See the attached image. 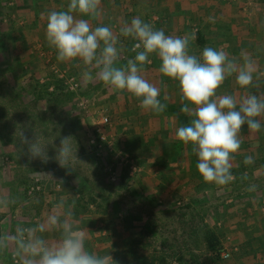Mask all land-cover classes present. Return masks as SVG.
<instances>
[{"label": "rangeland", "instance_id": "rangeland-1", "mask_svg": "<svg viewBox=\"0 0 264 264\" xmlns=\"http://www.w3.org/2000/svg\"><path fill=\"white\" fill-rule=\"evenodd\" d=\"M68 2L0 0V131L4 133L3 140L0 137V193L7 192L18 199L17 205L7 213L6 222L0 216V232H11L18 222L31 224L38 221L64 197L78 221L77 226L90 231L89 248L111 254L120 264L129 260L131 249L127 241L131 242L134 233L145 223H152L159 237L146 252L157 255L156 264H178L179 259L172 251H183L179 252L183 261L191 264H194V257L189 256L188 251L197 255L195 258H208L200 239L207 228L218 233L223 247L221 259L215 264H264V127L258 133L249 132L246 126L242 130L241 149L232 161L236 179L230 185L221 188L206 184L194 170L198 159H193L195 153H189L190 146L185 152L191 158V172L187 177L177 176L169 168L172 164L168 158L169 133L159 127V116L153 120L157 125L142 128L141 140L137 141L134 137L140 132L139 122L142 123L137 110L140 105L131 104L137 99L130 94L128 97L125 92L117 93L101 81H83V65L77 67L79 62L58 61L56 50L46 39V16L41 14L66 9ZM119 5L123 15L114 21L107 17L117 26V34L122 22L140 16L167 35L182 37L195 32L196 39L190 43V49L198 56L202 52L197 45L198 33L212 38L210 47L219 50L220 41L227 53L231 51L227 44L237 24H233V28L229 25L230 30L215 33L210 28L215 25V19H222L219 24L224 25L225 19L238 14L236 23L244 27L237 32L241 42L247 36L257 40V47L260 45L261 49L256 51L261 53V58L259 56L255 62L257 71L264 72V16L260 14L264 8L261 0H129ZM198 6L216 10H213L214 14L198 17ZM190 9L196 11L195 15ZM251 17L255 21L249 25ZM254 26L257 31L247 32ZM120 39L125 49L120 61L123 65L127 59L134 58L131 47L135 41ZM151 59L153 63L145 69L146 78L157 84L168 97V84L173 81L159 73V59L154 56ZM54 77L65 82L74 78L79 87L77 91L68 89L74 95L68 101L64 100L66 105L58 112L59 117L55 115L49 123L40 125L29 118L36 114L42 117L41 112L47 104L35 102L34 94L40 84H48ZM260 79L257 94L262 93L264 87V76ZM229 84L228 79L224 86ZM53 89L51 86L49 91ZM254 89L252 91L256 92ZM236 92V95L241 93ZM165 96L160 98L167 105L164 115L172 116L181 102L171 106ZM171 107H175L172 112ZM59 108L60 105L57 110ZM102 114L110 119L104 131L111 147L97 138L96 124ZM22 130L30 138L35 130L42 139L47 138L50 157L55 156L62 137L72 136L77 144V157L84 164L77 163L69 171L61 168L54 159L47 163L30 160L26 146L20 143ZM8 136L13 138L12 142ZM157 153L162 155L157 158ZM248 156L253 158V163L245 165L243 161ZM244 173L248 174L247 180H241ZM42 174H51L52 178ZM250 184L257 186L255 192L246 190ZM191 234L194 246L190 249L185 244ZM160 237L171 247L163 249ZM164 255L168 257L165 260L162 259ZM0 264H13L11 255H0Z\"/></svg>", "mask_w": 264, "mask_h": 264}, {"label": "clouds", "instance_id": "clouds-1", "mask_svg": "<svg viewBox=\"0 0 264 264\" xmlns=\"http://www.w3.org/2000/svg\"><path fill=\"white\" fill-rule=\"evenodd\" d=\"M102 14L101 0H69L66 9L41 14L46 16V39L56 50L58 61L79 62L83 81L98 80L117 93L127 92L145 111L160 115L167 105L161 102L160 87L145 75L146 66L153 63L151 57H157L159 73L178 84L183 104L180 111L190 117L189 123L176 128V138L191 145L198 157L197 170L206 184L223 188L233 183L232 161L241 149L242 130L246 126L249 132L258 133L264 127V93L252 91L260 87L258 81L264 72L257 71L252 56L242 50L239 58H230L225 50L210 46L198 56L190 49L195 32L182 37L167 35L140 16L122 22L118 34L111 26L98 23L94 27L92 21ZM121 37L135 41L131 48L135 56L123 65ZM232 77L243 94L222 91L225 81ZM45 139L36 130L31 138L20 132V143L26 146L30 160L47 163L54 159L69 171L77 163L84 164L77 157L72 136L60 139L54 157L49 156L50 143ZM243 163L250 165L253 158L248 156ZM42 175L52 178L51 174ZM247 179L244 173L241 180ZM256 187L250 184L246 190L255 192ZM17 203L16 197L0 193L3 222ZM77 224L71 206L61 197L38 221L18 222L11 232H0V255L10 254L13 264H118L111 254L90 249V231Z\"/></svg>", "mask_w": 264, "mask_h": 264}, {"label": "crops", "instance_id": "crops-1", "mask_svg": "<svg viewBox=\"0 0 264 264\" xmlns=\"http://www.w3.org/2000/svg\"><path fill=\"white\" fill-rule=\"evenodd\" d=\"M127 1H129V0H101V6L103 8V14H102V16H100L98 18V20L92 21L93 26L95 27L99 23V24H103L105 26H111L113 31H115L117 29L116 28L117 26H115L113 22H110L108 18L111 17L112 20L114 21V19L117 16L118 17L122 16L123 13H122V11H119V7H120L119 4L127 2ZM200 1L205 2V1H208V0H200ZM221 1L224 2V0H221ZM116 3L118 5H115ZM261 3H263L262 7L264 8V0H261ZM190 10H191V13L193 15H195L196 11L194 9H190ZM198 10L199 11H198V15L197 16L201 17V16H205V15H209V14H214L213 10H216V8H209V7L202 8V6H198ZM237 12H239V11H237ZM260 14L262 16H264V10ZM218 15H221V12H219ZM223 15H225V14L223 13ZM125 16L126 15H124V18L126 19ZM238 16H239L238 14H236V15L233 14L231 19H225L224 25H220L219 22H221L222 19L217 18V19H215L216 22H215V25L213 26L214 29L210 28V27H208V28H210L211 31L215 33V32H219V30H226V29L230 30V27H228L229 25H231L232 28H233V24H237V28H236L235 31L233 30V32L231 33L232 35H230L231 38L229 39L230 40L229 44H227V46L230 45L229 48H232L231 51L228 52L229 57L230 58H233V57L239 58L240 52L243 50V51H247L252 56V58L255 61H258L257 58L259 56L261 58V53L257 52L256 49L257 50L261 49L260 45H259V48H258L257 47V42H256L257 40L254 41L249 36H247L246 40L243 39V41L241 42L240 35L237 32H240L239 30L240 29L242 30L244 27L241 26L239 23H236L239 20V19L236 18ZM223 17H225V16H223ZM104 18H106V22L105 23H104ZM254 21H255V18L251 17V20H249L247 24L252 25ZM238 25H240V26H238ZM263 27H264V25H263ZM257 30H258V28L254 26L252 28H249L247 30V32L248 31H257ZM248 34H250V33H248ZM211 40H212V38H209L207 36L205 38L204 44H203V42L202 43H197V45L199 47V50L202 51V49L204 47L210 46L211 45V43H210ZM262 44L264 46V39L262 41ZM219 49L225 50L224 44L221 43L220 41H219ZM263 54H264V51H263ZM258 63H261V62H258ZM263 64H264V61H263ZM262 77L263 76H261L260 78H262ZM229 80L231 81V84H229L227 86H223L222 91L225 92V93H231V94H235L236 91H240L241 92L240 95L243 94V90L239 89L238 85L235 83V78L232 77V78H229ZM260 80L261 79H259V81ZM168 86H169L168 101L171 104V106H173V105H176L177 103H179V101L181 102L180 90H179L178 84L175 83V82H172V84H168ZM259 88H255L254 89L256 91V93L258 92ZM162 92L160 94V98H161V96H165V94L163 95ZM262 93H264V87L262 88ZM125 94H127V96L129 97L127 92H125ZM259 94H260V92H259ZM134 103H139V105H140V102L138 100L135 101V102H131L132 105ZM182 107H183L182 102H181V105H178L177 110L174 107L175 111L171 107L170 111L171 112L174 111L172 116L164 115V113L160 114V115H156V114H153V113H151L149 111L148 112L144 111L143 108H141L140 106L137 107V110H139V113H140L139 114V119L142 121L143 124L141 122H139L140 132L136 133L138 135H136L134 138L137 139V141H140L141 140V135H142V128L146 127V128L150 129L151 127L157 125V124L154 125L155 122H153V120H154L155 116H159L160 121L162 123V124L159 123V127H161V128L164 127L167 130L166 134H167V132L169 133L168 136H167L168 143L170 144L169 145V147H170L169 154L170 155H168V158H169L170 161H172L171 162L172 163L171 167H169V168H170L171 172H175V174L177 176L181 175V176L187 177V176H189V172H191V169H192L193 166H191V164H190V159L191 158H189V155L185 152V149L187 148V146L191 147V145H186V147H185V145L181 141H179L176 138V135H175V130H176L177 127L185 125V124L189 123V121H190V117L187 114H184V113H182L180 111V109ZM142 111H143V113H142ZM167 146H168V144H167ZM188 149L189 148H187V150ZM189 153H194L191 148L189 150ZM161 155L159 153H157V158H159ZM193 159L196 160V159H198V157L195 156ZM194 170H197V169L195 168ZM197 174L199 175L198 170H197ZM179 183L183 184L182 182H179ZM187 183H189V182H187ZM176 186H177V184H176Z\"/></svg>", "mask_w": 264, "mask_h": 264}, {"label": "trees", "instance_id": "trees-1", "mask_svg": "<svg viewBox=\"0 0 264 264\" xmlns=\"http://www.w3.org/2000/svg\"><path fill=\"white\" fill-rule=\"evenodd\" d=\"M205 38L206 37L204 35H202L201 33L197 34V42L198 43L203 42V44H204ZM51 86L54 87L53 91H49ZM68 89H69V87L66 84L65 80L64 79H58V77H54L52 79V82H50L48 84H44V85L40 84L39 89H36L35 94H34L35 95V102H45L47 104V107L45 108V110H43L41 112L42 117H40V115L36 114V115H32V117L29 118V120H31V121L35 120L36 123L38 122L40 125H46L47 123H49L51 118L55 117V115H57V117H59L60 113H58V112L62 111L60 109L62 107L64 108V106L66 105L64 100L68 101L69 98H71L72 95H74L73 93L69 92ZM49 103H50V106H49ZM59 105H60V108L57 110ZM26 113L27 112H25V114ZM15 114H17L16 108H15ZM6 124H4V125H6ZM3 136H4V133L2 131H0L1 140H3L2 139ZM8 138H11V137L8 136ZM12 141H13V138L10 139V142H12ZM234 172H235V174H237V177H239V172L237 170ZM134 236L135 237H133L131 242L127 241V243L130 244L129 248L131 249V251L129 254V258H128L129 260L126 262V264H156L157 255L156 254L148 255L146 253L147 250L149 249V247L153 244V242H156V240L159 239V237H157V232L154 229V225L152 223H145V226L142 229H140L138 232L136 231L134 233ZM192 237H193V234H191L189 241H187V243L185 244L187 246V248L190 247V249H191V246H194V245H192L193 244L192 243V241H193ZM200 239H201L202 245L204 246V248L207 251L208 258L203 259L200 256H199L200 258H195V256H197V255H194L193 252L188 251L189 256L191 255L194 257L192 262H194V264H215V263H217V261H219L221 259V253L223 250V247L221 245V239H220V236L218 235V233L207 228L200 235ZM160 240H161L162 247H164L163 249H165V246L171 247V246L166 244V240H164L163 238L161 239V237H160ZM167 243H168V241H167ZM138 247L142 251H140ZM136 249H138V251ZM172 252H173L172 255L179 259L178 264H191L188 261H187V263L183 261L182 254L179 253V252H183V251H172ZM167 258L168 257L165 255L162 257L163 260H165ZM118 264H120V263H118Z\"/></svg>", "mask_w": 264, "mask_h": 264}, {"label": "built area", "instance_id": "built-area-1", "mask_svg": "<svg viewBox=\"0 0 264 264\" xmlns=\"http://www.w3.org/2000/svg\"><path fill=\"white\" fill-rule=\"evenodd\" d=\"M66 84L68 85V87L71 91H77V89L79 87L78 83L75 81L74 78H71L68 81H66ZM109 124H110V119H109L108 115L102 114L99 122L96 124V133H97V138L102 143L108 142V145L111 147V144L109 143V141L107 139L108 137L106 135V131H104V127H107ZM95 142L96 141L94 140L93 143L95 144ZM132 170L136 171L135 167H132Z\"/></svg>", "mask_w": 264, "mask_h": 264}]
</instances>
